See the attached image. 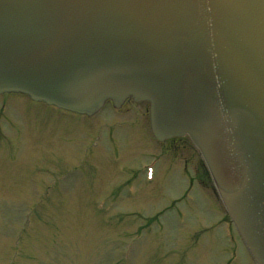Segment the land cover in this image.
Wrapping results in <instances>:
<instances>
[{"label":"water","instance_id":"obj_1","mask_svg":"<svg viewBox=\"0 0 264 264\" xmlns=\"http://www.w3.org/2000/svg\"><path fill=\"white\" fill-rule=\"evenodd\" d=\"M4 91L87 113L148 100L264 264V0H0Z\"/></svg>","mask_w":264,"mask_h":264},{"label":"rangeland","instance_id":"obj_2","mask_svg":"<svg viewBox=\"0 0 264 264\" xmlns=\"http://www.w3.org/2000/svg\"><path fill=\"white\" fill-rule=\"evenodd\" d=\"M1 104L0 264H255L187 136L166 149L145 115L108 105L85 117L25 95ZM190 175L191 199L175 203Z\"/></svg>","mask_w":264,"mask_h":264}]
</instances>
